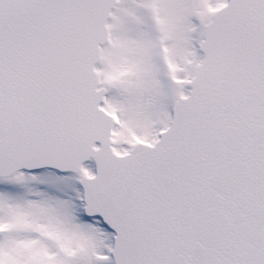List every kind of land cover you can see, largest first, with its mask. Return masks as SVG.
Instances as JSON below:
<instances>
[{"label": "snow or ice", "instance_id": "6c2138e0", "mask_svg": "<svg viewBox=\"0 0 264 264\" xmlns=\"http://www.w3.org/2000/svg\"><path fill=\"white\" fill-rule=\"evenodd\" d=\"M0 264H264V0H0Z\"/></svg>", "mask_w": 264, "mask_h": 264}]
</instances>
